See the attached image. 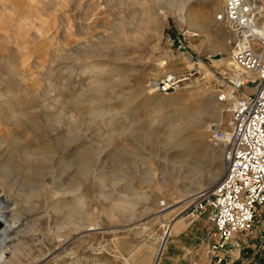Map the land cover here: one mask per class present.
I'll use <instances>...</instances> for the list:
<instances>
[{"label":"rangeland","instance_id":"374dc122","mask_svg":"<svg viewBox=\"0 0 264 264\" xmlns=\"http://www.w3.org/2000/svg\"><path fill=\"white\" fill-rule=\"evenodd\" d=\"M223 5L0 0V200L15 226L0 264H152L168 223L157 264L186 253L207 217L189 215L193 197L226 169L210 134L220 110V127L230 120L216 101L230 59ZM184 30L198 34L188 45L202 72L162 94L156 80L193 67L172 41Z\"/></svg>","mask_w":264,"mask_h":264},{"label":"built area","instance_id":"2783aa9c","mask_svg":"<svg viewBox=\"0 0 264 264\" xmlns=\"http://www.w3.org/2000/svg\"><path fill=\"white\" fill-rule=\"evenodd\" d=\"M217 19L229 30L230 59L216 75V99L230 120L227 129L212 123L210 134L211 143L223 150L226 169L216 186L190 205L189 215L206 213L210 222L201 253L208 261L193 264H264V0H224ZM197 35L184 30L172 39L193 67L163 74L155 82L160 93L175 92L202 72L201 58L188 45Z\"/></svg>","mask_w":264,"mask_h":264},{"label":"bare ground","instance_id":"6f19581e","mask_svg":"<svg viewBox=\"0 0 264 264\" xmlns=\"http://www.w3.org/2000/svg\"><path fill=\"white\" fill-rule=\"evenodd\" d=\"M188 0H183V2H187ZM223 8V7H222ZM221 11V10H220ZM155 17V16H154ZM181 19H183V20H187L188 19V22L190 23V25H192L195 29H198V30H205L206 29V27L209 25L208 24V21H207V18H206V16H201V18H200V21H198V20H196L195 19V17H191L190 15H186L185 13L184 14H182L181 15ZM217 32H220L221 30H217V28L215 27L214 28ZM103 41H105V40H103ZM103 41L101 42L102 44H104L103 43ZM106 44V43H105ZM89 54V53H88ZM219 55H221V53H220V51H217L216 53H215V55H214V57L215 56H219ZM215 61L217 62V63H221L222 61H223V58L222 57H219V58H217V59H215ZM225 66H228L229 67V65H225ZM205 75V74H204ZM205 76H207V74L205 75ZM204 76V77H205ZM203 77V78H204ZM153 86H155V82L153 83ZM84 97V96H83ZM82 97V98H83ZM81 101V100H80ZM216 101H217V99H216ZM218 102V101H217ZM219 103V102H218ZM220 104V103H219ZM209 105V104H208ZM222 105V104H221ZM223 106V105H222ZM205 112H207L208 114H210L211 113V115H213L214 113H212L211 112V110L210 109H205ZM205 113H204V111H203V115H204ZM186 118V117H185ZM228 118H229V116H228ZM224 120V113H223V111L222 110H220L218 113H217V115H215V121H218V123H220V122H222ZM185 124V123H184ZM209 127V126H208ZM175 131H172V132H170L167 136H168V138H170L171 140L173 139V137H174V135H175ZM185 140H184V138L183 137H180V138H175L174 140H172V144H181V143H183ZM220 149V148H219ZM225 164H226V162H225ZM218 169V168H217ZM225 172V171H224ZM224 174V173H223ZM223 176V175H222ZM219 181V180H218ZM218 181L215 183V184H213L212 186H210V187H208L207 189H212L213 187H215L216 186V184L218 183ZM200 192H202V191H200ZM199 192V193H200ZM198 193V194H199ZM198 194H196L193 198L195 199V197H197L198 196ZM0 202H1V205H0V227H2V229L0 230V236H2L1 238H0V248H2V251H1V253H0V260H5L6 259V253H7V248H5L4 247V243L6 242V238H5V235L6 234H8L12 229H13V227H15L14 226V223L13 222H11V221H9L8 220V218H7V216L5 215V212H6V210H8L9 208H10V205L8 204V203H6V201H1L0 200ZM161 203V202H160ZM169 207V206H168ZM167 207V208H168ZM13 209V208H12ZM11 210V209H10ZM169 225H168V227H167V229H166V231H165V237H164V239L161 241V244L159 245V247H158V249H157V252H156V254H155V256H154V259H153V262H152V264H157L158 263V261H159V259H160V255H161V253H162V251H163V248H164V244H165V241H166V238H167V236L169 235V233H170V228H171V225H170V223H168ZM76 261V262H75ZM74 261V263H72V264H82V263H79V261L76 259Z\"/></svg>","mask_w":264,"mask_h":264},{"label":"crops","instance_id":"0c3cea01","mask_svg":"<svg viewBox=\"0 0 264 264\" xmlns=\"http://www.w3.org/2000/svg\"><path fill=\"white\" fill-rule=\"evenodd\" d=\"M200 219L201 224L203 226L202 232L198 236L194 237L193 241L186 240L184 243L181 244V248L187 250L186 253L184 255H181V253L175 254V252L169 253L168 256H165L164 264H192V262L196 259H200L203 263H206L208 261V258L201 254L202 246L200 247V250L197 249V246L199 245V243L204 241L207 232L210 228V222L208 220V216L205 217V215L201 216ZM190 252L192 253V255L188 257L187 255Z\"/></svg>","mask_w":264,"mask_h":264},{"label":"water","instance_id":"95a60500","mask_svg":"<svg viewBox=\"0 0 264 264\" xmlns=\"http://www.w3.org/2000/svg\"><path fill=\"white\" fill-rule=\"evenodd\" d=\"M218 57V56H217Z\"/></svg>","mask_w":264,"mask_h":264}]
</instances>
